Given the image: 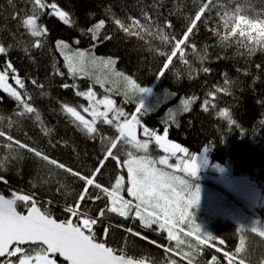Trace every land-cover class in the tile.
Wrapping results in <instances>:
<instances>
[{
    "label": "trees",
    "instance_id": "16d2710c",
    "mask_svg": "<svg viewBox=\"0 0 264 264\" xmlns=\"http://www.w3.org/2000/svg\"><path fill=\"white\" fill-rule=\"evenodd\" d=\"M56 3L70 12L73 23L65 25L45 12L38 23L47 27L48 34L43 38L44 46L34 48V38L15 19L18 13L22 18L30 13L29 0H12L11 4L8 0H0V43L10 46L7 54H0V69L6 61L12 62L25 81L32 106L43 121L41 124L30 115L21 117L17 102L0 90V130L74 171L88 174L97 166L98 158H102L100 139L89 137L77 127L63 111V105L77 106L78 111L90 119V115L83 113L79 107H87V99L76 95V92H86L89 86H93L98 97L110 95L116 107H122L130 117L139 103L138 95L128 92L124 81L113 74L119 72L151 90L142 94L144 102L152 108L140 114L141 128L147 126L162 134L167 127L168 139L188 148L193 154L207 146L212 163L230 174L249 176L264 188V48L257 46L254 54L249 56L247 49L236 42L239 38L221 41L220 35L213 31L218 30L221 35L225 33L220 16L225 10L232 13L237 4L242 8L240 14L250 18L258 15L264 19V0H214L216 7L206 12L205 21L198 24L190 38V43L196 45V51L193 52L190 47L185 50L188 63L177 56L167 70L163 68L166 55L161 53H170L171 45L163 42L154 28L153 34L132 35L137 29L130 27L129 18H140L144 23L143 13L147 12L160 26L165 20H170L173 27L165 29V32L179 37L198 10L199 0L195 3L194 0H56ZM100 19L105 20V25L99 30L100 40L94 42L87 29ZM115 19H120L129 32L125 33L115 25ZM105 36L111 39H104ZM57 40L68 43L72 52L90 50L93 57L111 58L115 63L112 69H106L89 62L83 72L73 77L67 71L64 51L56 47ZM77 40L79 43L75 42ZM205 51L206 58L202 60L200 57L205 55ZM256 65H261V68L258 70ZM204 68L210 71L205 73ZM57 71L64 75H57ZM98 78L104 82L103 88L97 83ZM33 79L43 87L34 86L31 83ZM225 79L229 81L228 92H218L212 101L215 107L203 111L201 105L207 93L224 87ZM65 83L75 87L65 89L62 87ZM192 96L198 99L185 113L181 100ZM225 108L230 120L219 115ZM173 114L174 122L169 119ZM97 127L107 136L117 134L112 127L100 121H97ZM44 128L50 131L45 133ZM6 144V138H0V175L7 181L0 182V193L5 196H10L14 190L35 193L40 204L48 208L54 217L67 218L64 208L82 190L83 182L27 150L13 145L14 151H10ZM114 151L124 159L134 149L121 142ZM149 154L157 158L164 153L153 142L149 145ZM116 175H124L127 183L126 168L117 171L116 162L109 159L98 181L107 186L110 182L114 183ZM212 185L214 191L222 193L228 200L244 203L221 185ZM58 188L60 191H57ZM124 195L130 198L126 192ZM49 200L51 204L46 203ZM103 206V201L91 205V214L95 215L96 210ZM17 210L24 212V205L20 204ZM238 210L249 215L245 210ZM251 212L249 216L264 224V206L258 205ZM193 214L195 223L217 238V248L234 252L243 239L245 251L241 256L245 264H264V237L251 232L248 226L241 228L223 213L207 211L205 214ZM109 225L107 245L118 250L119 254L152 264H165L171 260H176L177 264H188L183 256L175 255L176 242L169 241L166 230H160L158 226L146 228L138 219H124L112 214L94 226L98 239L104 238V229ZM128 228L133 233H129ZM135 232L141 233V236L134 235ZM180 238L184 241L181 245L183 252L191 250L189 244L195 247L194 239H186L184 235ZM220 239L224 240L223 246L218 243ZM168 248H172L173 252H167ZM213 255L217 256L219 264H226L223 252L211 247H202L199 252H194L192 264H210Z\"/></svg>",
    "mask_w": 264,
    "mask_h": 264
},
{
    "label": "snow or ice",
    "instance_id": "6c2138e0",
    "mask_svg": "<svg viewBox=\"0 0 264 264\" xmlns=\"http://www.w3.org/2000/svg\"><path fill=\"white\" fill-rule=\"evenodd\" d=\"M29 2L31 4L30 13L25 14L23 18L18 13L15 19L19 21L25 32L34 38L32 45L34 48H42L44 46L43 38L48 34L47 27L38 23L40 16L45 12L50 16L57 17L65 25L73 23L70 12L62 9L56 0H51V2L49 0H29ZM195 2L196 0H194ZM8 3L11 4L12 0H8ZM214 7H216L214 0H199L198 10L189 19L188 25L179 37L165 32V29L173 27L170 20H165L163 26H160L147 12L143 13L144 23L140 18H129L130 27L137 29L131 34L136 36H141L142 33L153 34L154 28L155 34L159 35L163 42L171 45L170 53H161V55H166L163 68L167 70L172 64L173 58L177 56L184 63H188L185 60V50L190 47L193 52L196 51V45L190 43V38L198 24L205 21L206 12H210ZM241 11L240 4L236 5L232 13L225 10L220 16L226 30L225 33L221 35L218 30L213 31L220 35L221 41L239 38L236 39V42L245 47L250 56L254 54L257 46L264 48V19L259 18L258 15L255 18H250L248 15L240 14ZM217 14L220 15L219 12ZM113 22L125 33L129 32V28L124 27V23L120 19H115ZM104 25L105 20L100 19L87 29L94 42L100 40L99 30ZM104 39H111V37L105 36ZM75 42L79 43V40ZM9 47L0 43V54H7ZM56 47L64 51L67 71L73 77L83 72L89 62L106 69H112L115 63L111 58L105 60L93 57L90 50L77 49L72 52L69 44L64 40H57ZM205 58L206 51L200 59ZM256 68L259 70L261 65H256ZM203 71L207 73L210 69L204 68ZM56 74L64 75L59 71ZM113 74L124 81L128 92L138 95L139 103L135 113L130 117L122 107H116V102L110 95L97 98L93 86H89L86 92H76V95L87 99L88 106L80 105L79 107L83 113L90 115V119L82 115L77 106H69L67 103L63 105V111L73 119L77 127L81 128L89 137L93 139L99 137L100 139L103 149L102 158H98L97 166L88 174L74 171L72 168L66 167L65 164L50 159L47 154L19 140H14L11 135L0 130V138H6V147L10 151H14L13 145L19 149L27 150L35 157L64 170L83 182L82 190L75 195L73 202L64 208V212L67 214L65 219L54 217L48 208L40 204L35 193L25 194L19 190L11 191L10 196L0 193V264H61L58 258H62L63 264H140L139 261L127 257L125 254L118 255V250L107 245V235L111 225L105 227L103 239L97 238L94 226L112 214L124 219H138L146 228H152L155 225L160 230H166L167 239L176 242L175 255L183 256L188 264H192L193 253L199 252L202 247H211L222 251L226 264H245V259L241 256L245 251L243 239L234 252L223 251L222 247L217 248V238L195 223L192 210L198 206L201 199L200 185L195 183V180L198 179L201 164L207 163L206 156L190 153L188 148L169 140L167 127L164 128L161 135L156 130L143 126L144 139H139L137 129L142 126L140 114L152 108L144 102L142 94L151 90L138 84L131 76H124L119 72ZM9 79L14 81L18 87L9 83ZM31 83L34 86L43 87L38 85L35 79L31 80ZM97 83L102 88L104 87V82L99 78ZM228 84L229 81L225 79L224 87H218L207 93V98L201 105L203 111L215 107L212 101L216 99L218 92H228ZM62 87L67 89L75 87V85L65 83ZM0 90L17 102L21 117L34 116L37 122L43 124L39 112L32 106V97L27 94L25 81L21 79L10 60L6 61L4 67L0 69ZM126 94L128 93L126 92ZM197 99L198 97L192 96L181 100L183 112L187 113ZM169 111L172 112L171 109ZM219 115L230 120L227 108L221 110ZM169 119L174 122L175 114ZM97 121L112 127L117 134L114 137L102 134L97 127ZM165 123L167 124L168 121ZM231 123L235 122L231 121ZM43 130L45 133L50 131L47 128ZM121 142L134 149V151H129L126 154L127 158L124 159L114 151L118 149ZM153 142L164 153L158 159L149 154V145ZM208 150L207 146L204 147L205 152ZM170 158H175V163H170ZM109 159L116 162L117 171L126 168L127 183H125L124 175H116L114 183L110 182L107 186L98 181V176L102 174V169ZM0 182L7 183L2 175H0ZM57 191L60 189L58 188ZM125 192L130 198H125ZM102 201L104 206L96 210L95 215H92L91 205ZM46 203L51 204V201H46ZM20 204L24 205V212L17 210ZM248 223L253 224L251 232L264 237V227H256L257 222L255 221ZM238 224L244 228L246 223ZM185 229L188 230L185 231ZM127 231L133 233L131 228H128ZM134 235L141 236V233L135 232ZM181 235H184L186 239H194L195 247L189 244L188 247L191 250L183 252L181 245L184 244V241L181 240ZM141 238L147 239V237ZM151 243L155 244L156 242L152 241ZM218 243L223 246L224 240L220 239ZM166 251L173 252V249L168 248ZM170 264H177V261L171 260ZM210 264H219L217 256L211 257Z\"/></svg>",
    "mask_w": 264,
    "mask_h": 264
},
{
    "label": "rangeland",
    "instance_id": "374dc122",
    "mask_svg": "<svg viewBox=\"0 0 264 264\" xmlns=\"http://www.w3.org/2000/svg\"><path fill=\"white\" fill-rule=\"evenodd\" d=\"M9 83H12L14 87H17L14 81H12L11 79H9ZM97 98H102V97L97 96ZM137 136L139 139H144L142 135L141 127H138L137 129ZM196 154L201 155V156H206L207 163L201 164V167L198 172V179L195 180V183H198L200 185L201 199L199 201L198 206L192 210L193 213L197 212L198 214L199 213L205 214L207 213V211L213 212V213H223L227 215L228 218L234 219L237 223H246L245 227L248 226L249 228H251L253 226L252 223H248L250 221L257 222L255 226L258 228L264 227V224L261 223L258 219L252 216H249V215H252L251 211L255 210L256 207L248 206L249 207L248 209L251 210L249 211L246 208V205L244 203L241 204V203H236L234 200H228L225 195L213 190L212 184H215L216 186L221 185L223 188H225L223 185L224 183L223 180H225L229 176L230 173L228 172V170L224 169L218 164L212 163L210 161L211 159H210L209 154L204 151V148L200 150L199 153H196ZM158 158L159 156L156 159ZM170 163H175V158H170ZM177 174H180V173H177ZM258 205L264 206V188L261 189V201L259 202ZM238 208L241 210H245L246 213L249 215H246L243 212H240Z\"/></svg>",
    "mask_w": 264,
    "mask_h": 264
},
{
    "label": "water",
    "instance_id": "95a60500",
    "mask_svg": "<svg viewBox=\"0 0 264 264\" xmlns=\"http://www.w3.org/2000/svg\"><path fill=\"white\" fill-rule=\"evenodd\" d=\"M225 189L234 197L240 199L245 204L251 207H256L261 201V185L253 178L244 175L230 174L225 180H223ZM119 255V253L117 252ZM131 258V257H130ZM63 264L62 258H58ZM134 259V258H133ZM140 264H152L146 260H138ZM170 264V263H165Z\"/></svg>",
    "mask_w": 264,
    "mask_h": 264
}]
</instances>
